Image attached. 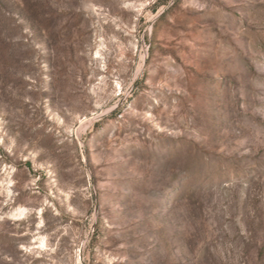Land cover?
<instances>
[{
  "label": "rangeland",
  "instance_id": "374dc122",
  "mask_svg": "<svg viewBox=\"0 0 264 264\" xmlns=\"http://www.w3.org/2000/svg\"><path fill=\"white\" fill-rule=\"evenodd\" d=\"M0 264H264V0H0Z\"/></svg>",
  "mask_w": 264,
  "mask_h": 264
}]
</instances>
